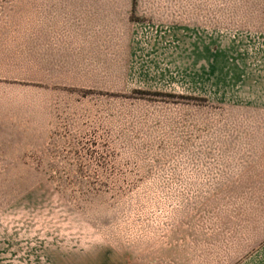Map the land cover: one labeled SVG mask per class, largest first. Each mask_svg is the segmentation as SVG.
I'll list each match as a JSON object with an SVG mask.
<instances>
[{
	"label": "rangeland",
	"instance_id": "374dc122",
	"mask_svg": "<svg viewBox=\"0 0 264 264\" xmlns=\"http://www.w3.org/2000/svg\"><path fill=\"white\" fill-rule=\"evenodd\" d=\"M0 264H264V0H0Z\"/></svg>",
	"mask_w": 264,
	"mask_h": 264
}]
</instances>
